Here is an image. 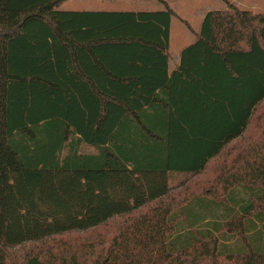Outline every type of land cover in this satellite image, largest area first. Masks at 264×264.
Returning <instances> with one entry per match:
<instances>
[{"label":"trees","instance_id":"1","mask_svg":"<svg viewBox=\"0 0 264 264\" xmlns=\"http://www.w3.org/2000/svg\"><path fill=\"white\" fill-rule=\"evenodd\" d=\"M63 1L0 0V264H264V13L225 0L204 15L181 69L210 68V97L189 130L182 113L176 150L144 115L167 2ZM178 173L193 184L171 188Z\"/></svg>","mask_w":264,"mask_h":264},{"label":"crops","instance_id":"2","mask_svg":"<svg viewBox=\"0 0 264 264\" xmlns=\"http://www.w3.org/2000/svg\"><path fill=\"white\" fill-rule=\"evenodd\" d=\"M65 0L63 2H66ZM77 3L78 7L72 5L66 9L60 8V3L58 9L65 11H159L164 9L162 2L158 0H125L122 5L131 6L130 8H112L106 5L111 2V0H79ZM85 1L86 3H84ZM124 1V0H119ZM167 2L169 8L174 11L172 7V1L174 0H164ZM225 2V1H224ZM205 9V8H204ZM226 9V8H225ZM203 10V9H202ZM212 10H224V9H212L209 8L205 13H203L199 18L198 26L193 29V32H189L187 37L173 36L169 33L168 38V48L166 51V61L162 59H156V64L152 68L146 70L147 74L153 75L156 82H161V86L157 87L155 90L156 100L146 106L144 115L148 123L152 126L154 130L153 140L165 141L168 140L171 146H175L178 150L179 143V133L182 132L183 126L182 121L185 119L182 117L184 111L188 114V119L186 120L185 128L189 130L190 122H192V117L203 114L206 110L208 104L201 102L200 98L210 97L203 91L210 90V68L205 69V72H201L198 67H194L200 73V81L192 80L188 77L190 72H186L185 69H181L182 64V52L183 50L194 44L198 39V32L200 30V25L204 15L208 11ZM246 10V9H244ZM174 16V15H173ZM172 16V17H173ZM172 24V18L170 22V28ZM185 34V33H184ZM158 62V63H157ZM166 63V66L164 65ZM157 68L153 70V68ZM202 70V68H200ZM140 72V71H139ZM137 73V72H136ZM191 74V73H190ZM197 76L196 74H193ZM194 91L195 89L200 90L194 92H188L187 90ZM181 115V117H179ZM189 118H191L190 121ZM188 139V138H185ZM174 142V144L172 143ZM183 174V173H178ZM177 175V174H174ZM172 177H170L171 179ZM170 179L168 181H170Z\"/></svg>","mask_w":264,"mask_h":264},{"label":"rangeland","instance_id":"3","mask_svg":"<svg viewBox=\"0 0 264 264\" xmlns=\"http://www.w3.org/2000/svg\"><path fill=\"white\" fill-rule=\"evenodd\" d=\"M111 2L107 3L106 5L111 6L112 8H130L131 6L122 5V2L119 0H111ZM225 0H174L172 1V7H174V16L172 17V24L170 28V34L173 36L178 37H187L189 36V32H193L195 26H198L200 16L205 13L209 8L212 9H225L227 8ZM228 3L237 6L238 8L244 10L251 11L252 13H264V0H226ZM86 3L85 1H83ZM80 3L79 0H68L63 2L60 5V8L66 9L71 7L72 5H77ZM78 7V6H75ZM205 8V9H204ZM203 9V10H202ZM185 33V34H184ZM183 37V38H185ZM81 150L83 152H93L94 148L91 146H87L83 144L81 146ZM193 178L190 174H177L173 175L169 181L171 188H178L182 184H193ZM130 216H122L114 218L113 220L109 221L107 224L100 226L94 230L95 234L98 236L103 237L108 235L110 237L112 234L116 232L117 226L119 223L123 222L125 219L129 218ZM30 245H27L29 248Z\"/></svg>","mask_w":264,"mask_h":264}]
</instances>
